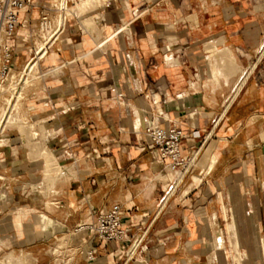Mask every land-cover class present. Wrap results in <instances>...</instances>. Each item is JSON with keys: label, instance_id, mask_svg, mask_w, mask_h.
Here are the masks:
<instances>
[{"label": "crops", "instance_id": "crops-1", "mask_svg": "<svg viewBox=\"0 0 264 264\" xmlns=\"http://www.w3.org/2000/svg\"><path fill=\"white\" fill-rule=\"evenodd\" d=\"M93 12L101 15L96 34L82 16H71L49 48L42 67L56 75L41 77L44 88L32 98L41 106L29 110L46 128L71 132L56 149L71 156L73 180L57 188L54 212L47 203H0V225L25 221L22 231L0 228V258L25 251L31 264H53L47 218L56 231L75 229L119 203L126 240L99 244L94 261L80 253L72 264H222L226 252L235 254L232 223L238 233L264 227V0H107ZM38 16L37 8L20 15L27 27L19 26L10 41L15 70L34 55L33 42L22 38L37 30ZM225 50L237 67L233 73L226 61L217 68ZM135 107L167 115L184 132V154L199 152L191 172L199 183L192 175L167 198L172 178L156 163ZM3 143L8 155L0 163L8 159L12 168L0 166V194H36L32 172L16 164L42 162L27 148L43 149L40 141ZM39 156L43 170L46 157ZM160 174L169 177L167 188ZM70 193L72 207L64 196ZM217 228L225 249L216 248Z\"/></svg>", "mask_w": 264, "mask_h": 264}, {"label": "rangeland", "instance_id": "rangeland-1", "mask_svg": "<svg viewBox=\"0 0 264 264\" xmlns=\"http://www.w3.org/2000/svg\"><path fill=\"white\" fill-rule=\"evenodd\" d=\"M102 4L103 3H101V5ZM72 6H74V5H71V7ZM94 13L96 14V12H93V13L88 14V15H92ZM84 16L87 17V15H84ZM84 16H82L83 21H84L83 18H85ZM70 18L71 17H69L68 20H70ZM87 18H85V19H87ZM83 24H84V26L86 25L85 22ZM85 27L87 29H89L91 32L95 33L93 31V29H94L93 26L88 27L86 25ZM39 34L40 33L37 29L34 32V34L28 38V41L31 40L33 42L35 48H36V46L38 47V46H40V44H43V42H44L43 40H41L39 38ZM95 37L97 39V35ZM37 39L41 43H39L37 41ZM37 43H39V44L36 45ZM263 44H264V42H263ZM53 46L51 48H53ZM38 48H36V49H38ZM263 54H264V46H263ZM209 56L212 57L210 53H209ZM44 59L45 58H43L41 60V62H39V64L36 65L35 68L30 72V75L27 76L28 79L33 78L32 76H34L35 78L30 79L29 82H28V80L26 81V84L23 85L25 88H22L20 94H17V91H18L19 87L22 86V83H23L21 75H23V73H24L23 70H24V67L26 66V63H24L25 66L23 65V67L20 70L14 69L12 71V76L14 75V77H12V78L9 77L8 79H6L4 81L0 80V92L4 91V92H1V94H0V117L3 114V111L7 108L8 102L6 103V101H10V102H14V100L19 101V102L15 101L14 109L11 112V114L14 116L15 119L11 120L10 123L7 124V128L4 131H0V132H2V134H0V138L3 139V141H4L3 144H8L9 139H14V138H20V139L26 138L28 143H30V142H32V140L29 137L27 128L30 124H34L35 130L39 133L37 139H34L35 145L38 143V141H40V143L43 146V149L46 151V153H47V151H51L55 156L58 157V159L60 161L58 164L61 165L62 168H60L59 165L56 164L57 162H54L53 165L55 167H57V169L59 168V172L58 171H52V172H49V174H48L46 171V165L44 166V168L42 170L43 161H44L43 157L39 156L40 153H38V156L37 155L35 156V154H37V153L32 152L30 150V154L32 155V157L34 159L35 158L37 160L41 159L43 161L42 162H34L32 164L17 163L16 168H18V170H21L22 172L25 170H27L28 172H32V174L30 175V176H32L31 177L32 178L31 179V185L34 189H36V194H32V195H30L29 193L28 194H17V193L12 192L11 194L6 195V193L4 192V193L0 194V203H2V204L6 203V202L20 203L21 205L18 204L17 207H21V208H27L26 205L28 203H32L36 208H40L41 206L38 205L37 202H39L41 204L47 203V206L49 208L46 206V209L49 212H54V209L56 208V206H59V201H60V197H58V193H57L58 192L57 188L58 187L59 188L69 187L71 181L73 180V177L71 178L72 171L74 170V172H73V176H74L76 167H75V164L71 161V156H68V155L67 156H58L59 152H57V149H56V144H58L60 138H65L66 135L71 137L72 136L71 132L70 131L59 132L57 130L52 129L51 127L46 128L44 125H41L37 120H35V118H32L29 114L30 106H32V108H36L34 110H39V108L41 106L39 99H35V100L32 99L36 92H38L44 88L43 78H41L40 76H45V78H46L48 75H56L52 71L50 73H48L49 70H46L44 67H42ZM34 70L36 73L34 72ZM243 71H245V70L243 69ZM32 72H34L35 75ZM242 75H243V73H241L240 77ZM15 78H17V79H15ZM225 83L227 85L229 84L227 82H225ZM4 86H5V88H4ZM2 88H3V90H2ZM11 95L13 97H11ZM8 98H10V100ZM133 111H134L133 116H135L136 119L138 118V120L140 122H142L143 124L146 120L152 119L155 116H157L158 114H162L161 112L158 113L157 110H144L140 107L139 108L135 107V110H133ZM12 121H14V122H12ZM22 126H24V128ZM16 127H17V130H16ZM36 127H38V128H36ZM38 130H40V131H38ZM140 132H142L144 135H146L145 131L143 129H141ZM41 133L44 136H42ZM1 143L2 142L0 141V144ZM3 149H4L3 147H0V155L7 156L8 153L7 154L5 152L3 153ZM46 153L43 156L46 157ZM60 154H62V153H60ZM196 164H197V161H196L195 165ZM0 166H2V168H6V169L12 168V165L10 164L8 159L6 161L0 163ZM85 166L88 167L86 163L82 164L83 168H85ZM66 167H68V168L66 169ZM189 175L185 177V179L183 180V182L181 183L180 186L185 185L190 180L192 175H193V182H195V183L200 182V178L198 176H196V173L191 174L190 176ZM57 176L59 178L60 177H63V178H60L58 181H56ZM159 178H161V180L163 182V187L167 188V183L164 180H169V177L165 176L164 174H160ZM153 184L154 185L151 187L154 188L155 183H153ZM172 185H173V182L171 180V186ZM51 187H53V188H51ZM39 191L40 192L43 191V192L39 193ZM64 196H65V200L68 201V203H69L68 206L72 207L71 203H72V200L74 197L71 195V193L69 195H64ZM33 212H35V211H33ZM66 213H72V210H68V211H66ZM35 214H40V213L36 212ZM85 214H87V211L83 210L81 212V215L85 216ZM232 225H233V226H231L233 228L232 232H234L233 234L235 237V241H234L235 254L233 255V257H230V254L226 252V255L224 256V262L222 264H264V250H262V252L260 254L258 253L259 251L256 250V252L258 253L257 257H251L252 250L255 251V249H253V245L254 246L257 245L258 239L263 240L262 243H263V247H264V235H263L264 234V227H261V226L255 227L254 226V227H251L249 230H245L244 233L243 232L238 233V231L236 230L235 224L232 223ZM234 229H235V231H234ZM240 229H243V228L241 227ZM37 230H39V228ZM216 231H217L216 248L225 249L223 232L220 228H217ZM49 233H50L49 238H52V240H51L52 244H50L47 249L49 251V255L52 256V258H53V264H72L76 258L71 260V261H69V258L72 255H75L77 253V250L75 249L74 245L76 243V240L78 238H80L81 236H79L74 231V229H69L67 227H64L63 231H56L55 229L51 228ZM0 248H1L0 249V253H1V251H2L1 244H0ZM13 252H14V254L16 253L15 255L23 256L22 262L20 264H24V263L25 264H31V259H30V257H28L29 254L25 251H21L19 253H17L14 250H11L10 252L5 251V253L3 255H5L6 253H7L6 255H8L9 253H13ZM58 255H60L61 257H58ZM5 256H4V258H5ZM2 259H3V257L0 258V264H2V261H3V264H7L4 262V259L3 260ZM11 264H15V262H13ZM215 264H216V260H215Z\"/></svg>", "mask_w": 264, "mask_h": 264}, {"label": "built area", "instance_id": "built-area-1", "mask_svg": "<svg viewBox=\"0 0 264 264\" xmlns=\"http://www.w3.org/2000/svg\"><path fill=\"white\" fill-rule=\"evenodd\" d=\"M42 1L39 3L38 0H0V80L7 78L14 70L15 52L10 41L15 37L19 26L27 27V23L21 21L22 13H29L34 8L39 9L37 18L39 33L55 36V40L65 31L70 17L68 9L74 5V2L72 0ZM32 34L33 31L29 30L27 36ZM22 41L27 42L26 37L22 38ZM143 125L145 136L149 139L152 148L158 152L159 159L156 163L167 174L170 172L174 174L168 196L178 178L181 177L182 183L194 169L192 160L196 153L192 156L184 154L183 141L186 136L179 127L170 123L167 115L159 114L146 120ZM125 223L124 210L119 203H116L99 213L95 221L79 224L74 229L77 234H82L74 245L77 253H83L85 260L89 262L94 261L96 247L99 244L126 240L128 227ZM77 253L72 255L69 261L75 259Z\"/></svg>", "mask_w": 264, "mask_h": 264}, {"label": "bare ground", "instance_id": "bare-ground-1", "mask_svg": "<svg viewBox=\"0 0 264 264\" xmlns=\"http://www.w3.org/2000/svg\"><path fill=\"white\" fill-rule=\"evenodd\" d=\"M74 2V6H72L70 9H68V16H84L86 14H89L90 12L94 11L97 9V7L99 5H101V3H105L107 2V0H72ZM103 1V2H102ZM74 9V10H73ZM89 16V17H88ZM85 17V16H84ZM88 17V18H87ZM87 19L83 18L85 22V24L88 26V27H91L93 26L94 28L97 27L99 25V23L101 22V15L100 13H94L92 14V16L90 15H87ZM85 25V26H86ZM92 27V28H93ZM31 37V36H27L26 37V41H28V38ZM39 38L41 40H43V44H40V46H36V49L35 47V50H34V55L33 57L29 60V62H26V66L24 67V73L23 75H21L22 77V80H23V83H22V86L24 84H26V81L30 79H33L35 78L34 76H32L33 78H30L28 79V75H30V72L35 68L36 65L39 64V62H41V60L46 56V54L48 53L49 51V47L51 48L57 40H55V36H52L50 34H47V33H44V32H41L39 34ZM38 41V39H37ZM39 43H41L40 41H38ZM39 43H37L36 45H38ZM228 50V49H227ZM217 51V50H216ZM215 51V52H216ZM223 52V51H222ZM225 54H221L220 56H218V62H217V68L220 69V65L219 63L221 64L222 61H226L229 63V67H230V72L233 73V71L235 72L237 70V67H234L233 66V62H232V55L228 54L227 52L228 51H224ZM230 53V52H229ZM216 54V53H215ZM217 57V55H215ZM219 65V66H218ZM222 65V64H221ZM215 66V65H214ZM38 68V67H37ZM38 70V69H37ZM22 71V72H23ZM26 72V73H25ZM35 72V70H34ZM34 72H32L34 74ZM18 73V72H17ZM36 73V72H35ZM239 73V72H238ZM32 74V75H33ZM241 74V73H240ZM35 75V74H34ZM40 76V75H39ZM217 76V75H215ZM12 78L14 77V75L12 76V72L9 74V76L7 78H5L4 80L8 79V78ZM42 77V76H40ZM20 78V77H19ZM219 78V77H218ZM221 78V77H220ZM17 79V78H15ZM4 80H1V81H4ZM21 80V81H22ZM36 80V79H35ZM13 81V80H12ZM21 83V82H20ZM19 87L18 91H17V94H20L21 93V90L22 88H25L24 86L23 87ZM26 86V85H25ZM32 87V86H31ZM240 87V86H239ZM5 88V86H4ZM9 89V88H8ZM3 90V88H2ZM6 90V89H5ZM14 91V90H13ZM1 92H4V91H1ZM0 92V94H1ZM14 93V92H13ZM16 96V95H15ZM22 96V95H21ZM11 97H13L11 95ZM19 97V96H18ZM20 98V97H19ZM18 98V99H19ZM6 99V98H5ZM10 100V98H8ZM12 99V98H11ZM14 99V98H13ZM15 101L17 102L18 100H14V102H10V101H6V103L8 102V105H7V108L3 111V114L2 116L0 117V131H4L6 128H7V124L10 123L11 120L15 119L14 116L11 114L12 110L14 109V106H15ZM19 102V101H18ZM21 102V101H20ZM17 104V103H16ZM17 106V105H16ZM20 108V107H19ZM18 112V111H17ZM2 113V112H1ZM14 122V121H12ZM140 122V121H139ZM33 123V122H32ZM141 123V122H140ZM24 128V126H22ZM38 128V127H36ZM42 130V129H41ZM143 130H144V127H143ZM27 131H28V134H29V137L31 138L32 142L28 143L27 146L29 145H33L35 144L34 142V139H37L39 133L35 130V127H34V124H30L27 128ZM40 131V130H38ZM45 132V131H44ZM2 133V132H0ZM22 135V134H21ZM42 135V133H41ZM44 136V135H42ZM209 137V136H208ZM3 141V139H2ZM3 143V142H2ZM28 149L31 150V147H27ZM32 152H35V153H41L40 155H44L46 153V151L42 148H39V147H32ZM45 157V156H44ZM198 157H199V152H197L194 157H193V160L192 162L196 163V161L198 160ZM214 158V157H213ZM214 160H216L214 158ZM54 162H57L56 160V157L53 155V153L51 151H47L46 153V171L47 173L49 174V172H52V171H56L57 170V167H55L53 164ZM215 162V161H214ZM57 164V163H56ZM60 167V166H59ZM61 168V167H60ZM68 167H66L67 169ZM70 168V167H69ZM212 168V166H211ZM211 170V169H210ZM58 171V170H57ZM59 172V171H58ZM51 175V174H50ZM170 177L173 179L174 177V174H172L171 172L169 173ZM48 177V176H47ZM50 178V177H49ZM56 178V177H55ZM47 180V179H46ZM45 183V182H44ZM181 183V177L178 178V180L176 181L175 185L173 186L172 190L169 192V195L167 196V198H169L172 194H174V192L176 191V189L178 188V186L180 185ZM154 184H152L153 186ZM24 223L25 221L23 220H20L19 222H13V221H10V220H6V221H2L1 222V225H0V228L1 229H7L9 226L11 227H15L17 228L18 231H22L23 230V227H24ZM46 224H47V227L48 228H53L55 230H59L60 228L57 226V225H54L56 224L51 218H47V221H46ZM9 225V226H8ZM231 226H233L231 224ZM232 228V227H231ZM232 231H233V228H232ZM235 231V229H234ZM234 233V232H233ZM236 233V232H235ZM236 235V234H235ZM257 250L259 251L258 253L260 254L262 252V250H264V247H263V243H262V239H258V242H257ZM1 249V248H0ZM256 251H253L252 250V255L251 257H257V254H258ZM7 254V253H6ZM5 254V255H6ZM16 254V253H15ZM14 252L13 253H9L8 255H3V259H4V262L7 263V264H11L13 262H15V264H20L22 262V260L18 257V256H21V255H15ZM23 255V254H22ZM5 256V258H4ZM2 259V260H3ZM25 261V260H24ZM2 264H3V261H2ZM25 264V263H24Z\"/></svg>", "mask_w": 264, "mask_h": 264}]
</instances>
